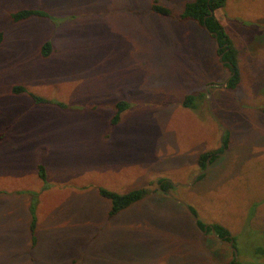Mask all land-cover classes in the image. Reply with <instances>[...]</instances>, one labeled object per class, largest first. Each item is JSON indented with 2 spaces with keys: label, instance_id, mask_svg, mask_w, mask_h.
I'll list each match as a JSON object with an SVG mask.
<instances>
[{
  "label": "rangeland",
  "instance_id": "1",
  "mask_svg": "<svg viewBox=\"0 0 264 264\" xmlns=\"http://www.w3.org/2000/svg\"><path fill=\"white\" fill-rule=\"evenodd\" d=\"M190 1L162 0L165 18L152 0H0V264L77 254V264H229L230 243L202 232L175 199L230 232L236 262L264 264V51L246 50L233 26L241 82L222 86L229 72L214 40L178 19ZM25 8L48 16L13 23ZM188 95H203L194 110ZM121 101L128 108L113 125ZM222 152L186 186L200 154ZM160 180L173 188L158 191ZM141 188L146 197L109 218L99 189ZM32 208L41 227L32 229Z\"/></svg>",
  "mask_w": 264,
  "mask_h": 264
},
{
  "label": "trees",
  "instance_id": "2",
  "mask_svg": "<svg viewBox=\"0 0 264 264\" xmlns=\"http://www.w3.org/2000/svg\"><path fill=\"white\" fill-rule=\"evenodd\" d=\"M162 0H152L150 5V10L152 13L165 17L173 18V14L170 8L162 5L160 2ZM168 1V0H165ZM227 0H193L187 2L184 5L183 11L178 15L179 21H191L196 23L199 27L207 31L209 37L215 42V52L219 62L223 63L224 67L228 70L229 76L226 81V87L230 90H236L241 82L240 69L238 66L237 60V51L233 46V41L230 36L227 34L223 23L219 21L214 12L222 9ZM47 12L40 9L25 8L17 10L10 13L9 17L13 23H19L25 20H28L32 17H47ZM2 42V33L0 32V43ZM52 51V45L50 42H46L42 45L40 53L43 58H47ZM221 56V59L219 58ZM26 90L22 86H13L11 88L12 94L24 93ZM31 97H34L40 103L47 102L41 98L35 97L31 94ZM203 95L195 96L188 95L183 100V106L188 109H196L198 99H201ZM116 113L112 118V124L115 125L121 114L128 108V104L124 101H121L116 104ZM264 113V109H262ZM229 132L227 131L222 138V146L219 151L224 150L228 147ZM210 158L209 164H212L217 158V154L213 153H204L200 154L198 157V165L201 170H204L206 166L207 159ZM38 175L41 180H45V169L42 165L38 166ZM204 177V174L199 176L198 180ZM160 187L157 189L163 193H167L170 189L173 188V184L167 180L159 181ZM99 195L111 203V208L108 213L109 218L114 217L120 211L127 209L131 205L139 202L144 197L148 195V190L146 188H141L137 190L130 191L125 194H117L105 189H99ZM193 214H196L194 209L189 207ZM32 229L35 224L34 211L32 208ZM198 226L200 230H203L205 226L203 223L198 221ZM211 228L214 230V235L225 242H232L231 247L236 248L235 238L231 236L230 232L223 226L219 224H212L207 226V233H211ZM234 254V253H233ZM229 264H239L235 261V256H233L232 261Z\"/></svg>",
  "mask_w": 264,
  "mask_h": 264
},
{
  "label": "crops",
  "instance_id": "3",
  "mask_svg": "<svg viewBox=\"0 0 264 264\" xmlns=\"http://www.w3.org/2000/svg\"><path fill=\"white\" fill-rule=\"evenodd\" d=\"M255 3L256 0H227L225 6L222 9L215 11L214 14L216 18L223 23V26L225 27V30L229 36L235 29L232 27L238 24L239 28H237V31L243 36L242 38L246 50L264 51V10L262 13L254 11L253 6ZM221 11L224 13L222 14L223 18H220V15H217V12ZM261 66H264V60L262 61ZM43 224L45 223L43 221L41 212L40 222H36L35 225H39L41 227ZM86 228V231H89L87 226ZM60 232L62 234L64 233L63 230ZM75 232L78 233L77 228L75 229ZM87 234L89 235V232H87ZM91 234H93V232H91ZM35 240L36 243L34 247H37L38 241L36 238L34 241ZM85 242L86 241H82V243ZM70 252H72V250ZM77 259L78 254L73 257H68L67 264H77Z\"/></svg>",
  "mask_w": 264,
  "mask_h": 264
},
{
  "label": "water",
  "instance_id": "4",
  "mask_svg": "<svg viewBox=\"0 0 264 264\" xmlns=\"http://www.w3.org/2000/svg\"><path fill=\"white\" fill-rule=\"evenodd\" d=\"M209 34H212V33H209ZM215 42H216V40H215ZM219 58L221 59V56H220ZM224 85H226V82H225V84H222V86H224ZM206 96H207V98H208V100H209V94H208L207 92H206ZM224 132H225V129L223 128L222 133H221V136H220V142H222V138H223ZM222 154H223V152H222L221 154H217V155H222ZM210 158H211V157H209V158L207 159V161H206L207 163H206V166H205L204 170H202L201 172H199V173H198V174L192 179V181H191L188 185H186V186H190L191 184H193V183L197 180V178H198L199 176H201L202 174H204V173L207 171L208 166H209V160H210ZM175 201H176L177 203H179V204H181V205L184 206V208L187 210V212L192 216V218H193L195 224L198 225V218L196 217L195 214H193V213L191 212L189 206H188L187 204H185L183 201L179 200V199H175ZM206 230H207V226L204 227V229H203L202 232L205 233ZM211 232L214 234V230H213L212 228H211ZM229 245L231 246V245H232V242H230ZM232 250H233V252H234V256H235V258H236V257H237V251H236L235 248H232Z\"/></svg>",
  "mask_w": 264,
  "mask_h": 264
}]
</instances>
